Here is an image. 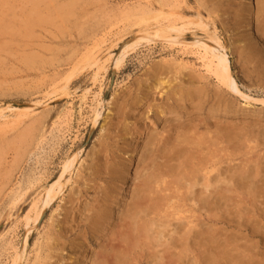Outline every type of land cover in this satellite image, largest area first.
Segmentation results:
<instances>
[{
	"label": "bare ground",
	"instance_id": "obj_1",
	"mask_svg": "<svg viewBox=\"0 0 264 264\" xmlns=\"http://www.w3.org/2000/svg\"><path fill=\"white\" fill-rule=\"evenodd\" d=\"M172 1L154 0L129 15L141 25L136 38L193 48L202 72L163 58L133 84L135 92L112 95L105 114L101 89L91 104L83 91L76 122L88 117L100 135L82 159L86 135L70 125L74 113L53 120L58 134L49 131L50 149L59 150L74 130L71 149L54 155L52 166L31 169L10 194L14 207L36 192L20 245L3 238L4 264H264V0H195L202 7L196 20L184 18ZM33 21L25 20L28 27ZM193 26L210 42L186 41ZM104 42L89 49L92 80L112 61L120 69L131 48L102 59ZM237 79L260 92H243ZM14 110L0 109V129L35 117L31 108ZM34 126L30 144L38 136Z\"/></svg>",
	"mask_w": 264,
	"mask_h": 264
},
{
	"label": "rangeland",
	"instance_id": "obj_2",
	"mask_svg": "<svg viewBox=\"0 0 264 264\" xmlns=\"http://www.w3.org/2000/svg\"><path fill=\"white\" fill-rule=\"evenodd\" d=\"M73 1L0 0V109L15 107L17 111H21V109L23 111L25 108H31L34 110L33 115L35 114V117H33L35 119L34 122L29 117L21 116L20 120L23 119L21 122L16 120V123H12L6 129H0V236H3L0 238L2 240L0 241V245L3 243V238H6L7 241L10 238L9 241L11 243L16 246L20 245L19 241L24 232L23 218L29 208L30 199L36 196V192L28 198H26V195L22 196L18 201L19 203L17 202V206L15 205L14 207L9 204L10 194L18 185L24 184L31 169H35L38 172L44 164L52 166L57 161V157L54 155H62L67 150H70V139L76 126L79 129V133L82 132L86 135L83 149L80 152L81 159L85 158L86 152L90 150L98 135H100V126L98 125L94 131H91V122L88 117L76 122L80 117L78 113L79 107L83 102L81 98L84 92H89H86L84 102L91 104L93 95L97 93L99 88L101 89V101L103 106L106 104L102 109V113L105 114L108 107L107 104L112 100V95H115V93L117 95L121 94V91L124 90L132 91L133 89L135 92L133 84L137 86L139 81L145 80L147 77L146 72L150 71L149 69L154 67L156 63L163 65L164 62L159 61L163 58H165L163 59L165 62L169 59L170 61L171 59L185 61L183 63H189L188 65L198 68L202 72V67L199 66L201 63L198 62L199 60L196 61L197 55L193 51V48L183 50L177 46H169L166 42L161 43L159 41H150L149 44H146L148 42L136 38L141 25L135 24L137 22L135 17L129 15L144 5L149 6L151 3L154 4V0ZM174 1H176L177 5ZM181 1H172L173 5H176L175 9L179 10L178 12H184L181 13L185 16L184 18H188L189 16L192 18L193 16L196 20V11L198 8L201 10L202 7L198 6L195 0H186L187 2L183 0L184 2L181 4V7ZM70 3L71 5H69ZM35 4L37 5L34 12L32 11V7ZM134 6H136V9ZM26 18L34 19L35 22H30L32 24L28 27L25 22ZM220 28L219 26V32L222 33L221 39L225 42L228 34L223 33ZM206 37L207 35L203 34L201 29L199 30L193 26L190 30L186 31L184 39L186 41L200 40L209 43L210 40ZM130 39L132 42L134 41V46ZM102 40L105 41L101 44L100 49L102 51L100 54L102 59L106 54H110L112 59H114L120 53L123 45L128 49L131 48L130 50L126 48L128 50H126L127 56L125 55L122 62L123 66L121 65L120 69H114L112 61L107 65L106 71H100L103 76L99 74L101 77L99 76L96 80H92L94 78L92 74L94 68L89 65L91 60L87 58L90 55V50L94 49L93 46ZM127 44L130 46L128 45V47ZM235 70L237 68L233 69V71ZM142 73L143 75H141ZM67 78H69V81ZM237 81L239 82L240 89L253 97H256L257 93L260 92L258 89L253 90V88L246 90L242 86V81H239V79ZM60 86H63L65 89ZM49 87L52 89H49ZM57 89L61 91L57 93ZM54 93H57V95ZM86 100L90 101L87 102ZM66 112H69V114ZM70 114H72L70 125L75 128L70 135H64L66 138L61 143L60 151L54 152L50 149L53 145L52 134L56 135L58 132L52 130L54 127L53 122L62 121L63 117L64 119L65 117L69 118ZM60 117H62V120ZM102 121L101 119L99 120L100 123ZM41 123L43 124L42 126ZM78 123L79 125H77ZM51 125L53 126L50 128ZM30 126H34L35 135H38L36 142L32 144H30L29 140L31 139L29 129L32 128ZM49 131H52V134ZM42 136L44 138H41ZM41 141H43V145ZM26 151H29V153ZM36 162H40V165L36 164ZM50 213L48 210L44 218L37 222L36 225L39 228H41L42 223L48 222ZM34 233H36L35 230ZM32 242L33 240L31 239L29 249ZM1 260L0 264H4L5 257H2Z\"/></svg>",
	"mask_w": 264,
	"mask_h": 264
}]
</instances>
